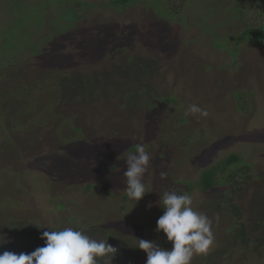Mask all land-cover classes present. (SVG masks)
I'll use <instances>...</instances> for the list:
<instances>
[{
	"label": "rangeland",
	"instance_id": "rangeland-1",
	"mask_svg": "<svg viewBox=\"0 0 264 264\" xmlns=\"http://www.w3.org/2000/svg\"><path fill=\"white\" fill-rule=\"evenodd\" d=\"M112 1L0 0V253L73 227L116 247L111 264H146L136 237L172 248L157 221L163 193L181 187L213 221V246L191 264H264V249L243 256L230 237L233 203L264 233V46L238 37L246 22L263 25L264 0L241 13L243 0ZM192 104L208 116L185 115ZM137 144L152 159L135 202L124 154ZM232 153L254 178L203 191L202 170L224 179ZM80 173L99 185L66 181Z\"/></svg>",
	"mask_w": 264,
	"mask_h": 264
},
{
	"label": "clouds",
	"instance_id": "clouds-1",
	"mask_svg": "<svg viewBox=\"0 0 264 264\" xmlns=\"http://www.w3.org/2000/svg\"><path fill=\"white\" fill-rule=\"evenodd\" d=\"M206 117L208 111L196 104L189 105L185 115ZM127 157V197L135 202L141 200L149 190L143 177L149 171L151 154L145 146L137 144L135 151L124 154ZM161 171V179L167 178ZM164 214L157 221L156 231L166 234L172 248H162L155 241L136 237L133 247L147 253L146 264H191L194 255L207 254L214 244L212 219L195 210L191 196L165 191L162 196ZM218 220V217H217ZM41 239L45 246L30 253L4 251L0 253V264H111L118 249L107 240H96L84 230L65 227L62 230L44 231ZM8 242L0 238V246Z\"/></svg>",
	"mask_w": 264,
	"mask_h": 264
},
{
	"label": "trees",
	"instance_id": "trees-1",
	"mask_svg": "<svg viewBox=\"0 0 264 264\" xmlns=\"http://www.w3.org/2000/svg\"><path fill=\"white\" fill-rule=\"evenodd\" d=\"M116 1L121 3L123 5L122 7H126V6L130 5V3H129L130 1H128V0H113L112 2H113L114 6H115ZM260 1H262V0H260ZM250 3H253V0ZM250 3H247V0H243L242 4L238 3V6L240 5L239 7L237 6L238 8L236 6H234V7H236L237 10L239 9L237 13H241V12L245 11L244 8L247 5L249 6ZM257 4L260 6L258 1H257ZM261 7H262V10L264 13V7L262 6V4H261ZM261 23L264 25V22H261ZM263 25H254V24H250V23L246 22V25L244 26L243 30L238 34V37L240 39L245 38L247 41L255 42L260 46H264V26ZM238 45H239L238 46V49H239L240 44H238ZM220 46H223V45L221 44ZM228 53H230V52H228ZM236 53H237V51L234 49L233 53H230L231 56L228 55V56H230L229 64L232 68L234 66H236V64H238V62H239L238 59L236 58L237 57ZM209 55H211V54H209ZM211 62L214 63V60L212 58H211ZM0 76H2V75H0ZM25 88L26 87H23V89H25ZM26 91L29 92L30 88H26ZM237 94H239V92H237ZM236 96H240V95H236ZM167 98H169V97H167ZM260 99L262 102L264 101V99H262V98H260ZM154 106H157V104H154ZM23 107L24 108L26 107V103H23ZM0 118H1V116H0ZM54 129H55V127H54ZM0 130H3V123L1 122V119H0ZM56 130H57V133L60 131L59 128H56ZM79 130H80V128H79ZM135 147L136 146L133 145L131 148L134 149ZM71 148H74V147L70 146V149ZM242 160H243V158L241 156H239L236 153H232L229 156H227L226 158H224L222 161H220L219 163L222 164L221 165L222 172H224V175H223L224 179H222V180H218V178L216 179L217 171L215 168L212 167L210 169L202 170V174L199 178L200 179L199 180V184H200L199 186L202 188L203 191H207L210 188H212L213 186H215V184L216 185L217 184L218 185L226 184V185H230L233 188H237L241 185H244V183L246 181H249V180L254 178V171H253V167L251 164L242 163ZM64 174H66V173H64ZM242 174H244L246 176L243 179L241 177ZM74 176H83L84 178H82V180H84V181L86 179L85 174L80 173V174H74V175H72V174L66 175V177L68 178L66 181H69L71 184L72 178ZM86 182L87 183H85V185L83 184L82 187L86 188V190H89L91 192L97 187V185H99L98 183L93 182L92 180H88V179H86ZM183 183L187 185L186 186L188 188L187 191L189 193H192L196 184L191 182V181L190 182H183ZM238 183H240L241 185L240 184L238 185ZM175 191L177 192V194H184L185 193V190L182 189L181 187L176 188ZM75 195L78 196L79 194H75ZM72 199H76V197H74ZM50 201L53 203L55 201V197L51 198ZM59 203L60 202H55L56 207L58 209H63L61 207L65 208L64 204L60 205ZM232 206H233L234 212H235V214H234L235 218L233 219L234 223L231 225V228H230V237H231L233 243L236 246L239 245L241 247V249L239 251L240 252L242 251L243 256L255 255L257 253L263 254L264 233L257 234L258 230L261 227L260 223L263 224V220H261L260 223L258 224V228L250 230L249 225H248V221L244 220L243 211L239 207H237L235 205V203H233ZM75 218H76V216L72 215L70 219H75ZM38 238H39L38 233H35V237L33 238L32 242L30 244H23L18 248L14 247L15 245L14 246L13 245H5L4 249L2 250L1 253H3L4 251H11V252H15V253H21V252L30 253L33 251V249L38 244V242H37ZM243 264H245V263H243Z\"/></svg>",
	"mask_w": 264,
	"mask_h": 264
}]
</instances>
